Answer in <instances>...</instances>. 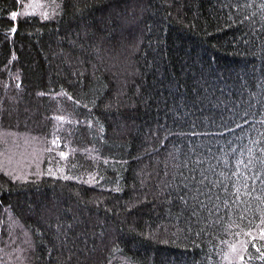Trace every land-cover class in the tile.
I'll return each instance as SVG.
<instances>
[{
	"label": "trees",
	"instance_id": "16d2710c",
	"mask_svg": "<svg viewBox=\"0 0 264 264\" xmlns=\"http://www.w3.org/2000/svg\"><path fill=\"white\" fill-rule=\"evenodd\" d=\"M261 228L264 0H0V264H264Z\"/></svg>",
	"mask_w": 264,
	"mask_h": 264
},
{
	"label": "snow or ice",
	"instance_id": "6c2138e0",
	"mask_svg": "<svg viewBox=\"0 0 264 264\" xmlns=\"http://www.w3.org/2000/svg\"><path fill=\"white\" fill-rule=\"evenodd\" d=\"M17 15H18V14H17L16 12H12V13H11V16H12L13 19H15ZM11 31H13V32L16 31V26H15V25H13ZM61 155H65V154H64V153H61ZM185 179H186V178L181 179L180 183H181L182 185L184 184ZM185 187H186V185H185ZM198 195H202V193L196 192V193L193 195V199L195 200V197L198 196ZM180 198H181V199H185L186 197L181 196ZM260 235H261V237H264V228H261V229H260ZM249 238L252 239L253 241H255V239H256V237H254V236L251 235V232H249ZM245 247H247V244H245ZM253 247H257V245H256L255 243H253ZM241 259H243V257H241Z\"/></svg>",
	"mask_w": 264,
	"mask_h": 264
}]
</instances>
